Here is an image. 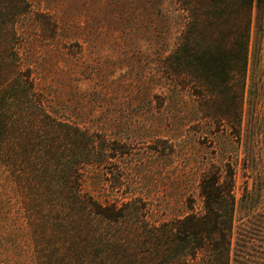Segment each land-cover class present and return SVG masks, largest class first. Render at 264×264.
<instances>
[{
  "label": "trees",
  "instance_id": "1",
  "mask_svg": "<svg viewBox=\"0 0 264 264\" xmlns=\"http://www.w3.org/2000/svg\"><path fill=\"white\" fill-rule=\"evenodd\" d=\"M173 3L183 30L150 88L166 90L173 106L191 102L185 122L199 137L222 124L231 151L219 165L194 169L199 211L188 197L181 216L159 220L137 197L119 203L85 192L84 169L122 147L102 137L100 124L82 123V112L53 106L16 27L28 4L0 0V166L17 194L9 202L31 232L35 264H264V88L250 77L249 47L260 0Z\"/></svg>",
  "mask_w": 264,
  "mask_h": 264
},
{
  "label": "rangeland",
  "instance_id": "2",
  "mask_svg": "<svg viewBox=\"0 0 264 264\" xmlns=\"http://www.w3.org/2000/svg\"><path fill=\"white\" fill-rule=\"evenodd\" d=\"M26 2L16 27L26 37L40 87L54 107L69 115L82 112V123L100 124L102 137L122 147L101 166L84 169L85 192L119 203L137 197L159 220L181 216L188 197L199 211L200 176L194 169L200 161H227L231 149L222 124L213 125V135L199 137L194 123L185 122L192 103L173 106L166 90L150 88L156 64L183 30L182 11L173 0L157 6L154 0ZM166 19L170 26L163 24ZM249 47L250 77L263 89L264 0L253 5ZM13 196L0 166V264H35L31 232L17 215V203L9 202Z\"/></svg>",
  "mask_w": 264,
  "mask_h": 264
}]
</instances>
